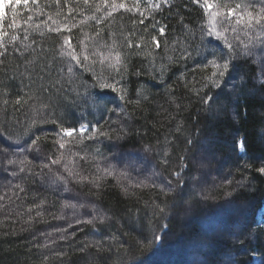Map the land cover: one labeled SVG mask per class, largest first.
Returning <instances> with one entry per match:
<instances>
[{"label":"trees","instance_id":"1","mask_svg":"<svg viewBox=\"0 0 264 264\" xmlns=\"http://www.w3.org/2000/svg\"><path fill=\"white\" fill-rule=\"evenodd\" d=\"M210 3L232 53L193 0H3L0 264H264V0Z\"/></svg>","mask_w":264,"mask_h":264},{"label":"snow or ice","instance_id":"2","mask_svg":"<svg viewBox=\"0 0 264 264\" xmlns=\"http://www.w3.org/2000/svg\"><path fill=\"white\" fill-rule=\"evenodd\" d=\"M23 2L25 4H27L29 2V0H23ZM32 3H36L37 0H31ZM166 2V0H165ZM85 3H87V0H85ZM193 3H197L200 4V6L203 8L205 16H206V24L202 27V33L203 35L209 36V37H213L217 40H220L223 42V46L226 47L228 49L229 53H232L233 51V47L232 44L227 40L226 36H225V32L228 30L227 27L225 26L226 22L230 23V20H226L225 18H223V14L221 12V6L219 4H213L210 3V0H193ZM113 7H116L117 5H115V3L112 5ZM156 7H159V5H155ZM119 7L123 8L124 5L120 4ZM241 7V5L237 4L236 8L239 9ZM233 15V10L229 9L227 11V18L232 17ZM248 27H252L253 26V21H255V25L260 26V28L262 29V31H264V11H262L261 13H257V14H253L251 12L248 13ZM243 20V14H240L239 17L236 19L235 23L236 24H240ZM11 27H15V25H10ZM233 31H235V29L233 28ZM160 33L161 35L164 34V29L161 28L160 29ZM0 35H7V33H4L2 31H0ZM13 39H15V37H13ZM153 40L155 41V37H153ZM65 44L68 45L69 48H71V44L70 41L68 39L65 40ZM157 47H159V42L156 41ZM131 46V45H129ZM137 47H139V45H137ZM65 55L69 56L71 58V60L76 61L77 64H80L81 61L78 58V56L75 54L74 51H69L67 53H65ZM85 60L88 59L87 56L84 57ZM105 59H107V57H105ZM223 59V64L220 65L218 64L215 60H210L209 63L212 64V66L217 69L218 71L213 72V76H219L220 78L225 77L228 69H229V64H230V55L229 56H225L222 57ZM117 63H119V54H117ZM222 69V70H220ZM72 71V68L69 67V72ZM220 80H213V84L216 87H220ZM101 87H112L111 85L108 84H102ZM113 90L115 91V88H113ZM212 98L208 97L207 99L204 100V103L207 104L210 102ZM55 123V121H53ZM86 130V126L82 125L80 128L81 133H83ZM95 131V129H93ZM76 131L75 129H70V128H63L62 132L65 135L71 136L73 134V132ZM100 135H104V133H100ZM37 139H39V137H37ZM37 139L32 140V145H36L37 144ZM189 143H191V141H189ZM60 147L63 148L64 144L61 143ZM9 163H12L11 161H9ZM52 163H59V160H53ZM44 167H47V165H44ZM259 172L264 173V167L258 169ZM161 211H163V209H161ZM154 241H159L161 239L160 236H155Z\"/></svg>","mask_w":264,"mask_h":264},{"label":"rangeland","instance_id":"3","mask_svg":"<svg viewBox=\"0 0 264 264\" xmlns=\"http://www.w3.org/2000/svg\"><path fill=\"white\" fill-rule=\"evenodd\" d=\"M2 1L3 0H0V11L2 9ZM259 46L260 44H256L254 46V50L256 51L257 49H259ZM253 59L259 64V70L260 72H263L264 73V52L263 53H258V55H256V53L253 54ZM263 59V60H262ZM257 60H260V61H257ZM7 140V139H6ZM9 141V140H7ZM132 155V154H129V156ZM128 155L124 154V155H121L120 157H118V161H127L128 160ZM201 171V170H200ZM203 172L206 171V168H203L202 169ZM220 210V209H219ZM229 211H232V212H235L238 213L239 212V208H236L234 210L230 209L229 208ZM235 220H234V223L233 224H230L227 228H226V234L227 235H232L233 233H237L238 232V226L242 223V219L240 216H237V217H234ZM225 221L224 217H221V215L219 214L218 216H216V219L213 220V223L212 225H209L211 226V228H214L220 224H222L223 222ZM206 231V230H205ZM175 240H180V237H176ZM181 241V240H180ZM187 244H190L189 241H186ZM187 246H183L182 247V250L183 252L187 255V256H193V254H190V250L189 248H186ZM191 258V257H190Z\"/></svg>","mask_w":264,"mask_h":264}]
</instances>
